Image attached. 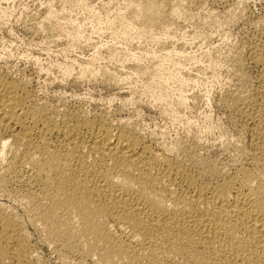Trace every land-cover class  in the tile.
<instances>
[{
	"label": "bare ground",
	"instance_id": "1",
	"mask_svg": "<svg viewBox=\"0 0 264 264\" xmlns=\"http://www.w3.org/2000/svg\"><path fill=\"white\" fill-rule=\"evenodd\" d=\"M163 6L133 0L132 18L119 21L123 30L114 35L164 29ZM257 44L249 47L248 64L261 68L259 85L251 94L235 91L225 98L251 133L248 149L240 151L246 163L235 160V166L232 159L235 167L228 170L197 149L144 135L129 120L39 105L25 79L0 71V189L15 187L14 198L47 244L79 264H264V54ZM85 72L81 66L79 74ZM5 207L0 205V264H45L17 214Z\"/></svg>",
	"mask_w": 264,
	"mask_h": 264
},
{
	"label": "rangeland",
	"instance_id": "2",
	"mask_svg": "<svg viewBox=\"0 0 264 264\" xmlns=\"http://www.w3.org/2000/svg\"><path fill=\"white\" fill-rule=\"evenodd\" d=\"M0 1V71L25 79L35 103L129 120L144 135L197 149L221 169L246 161L240 151L248 149L251 133L225 98L235 91L251 94L259 85L261 68L248 61L249 47L257 43L264 54V0H163L165 5L155 0L165 6L164 29L151 34L131 30L127 37L114 33L123 30L119 21L132 18L128 5L133 0ZM109 21L111 28L105 27ZM140 55L141 60L133 57ZM175 77L180 81H171ZM260 140L264 147V131ZM15 190H1L0 205L17 214L35 256L45 264H79L47 244L14 198Z\"/></svg>",
	"mask_w": 264,
	"mask_h": 264
}]
</instances>
